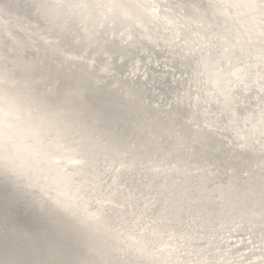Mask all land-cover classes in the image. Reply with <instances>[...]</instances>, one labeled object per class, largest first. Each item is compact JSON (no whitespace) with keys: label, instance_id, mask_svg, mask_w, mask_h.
<instances>
[{"label":"water","instance_id":"95a60500","mask_svg":"<svg viewBox=\"0 0 264 264\" xmlns=\"http://www.w3.org/2000/svg\"><path fill=\"white\" fill-rule=\"evenodd\" d=\"M131 1L0 0V264L56 214L53 264H264V0ZM32 89L40 109L73 98L76 142L49 131L62 117L38 147L10 134Z\"/></svg>","mask_w":264,"mask_h":264},{"label":"bare ground","instance_id":"6f19581e","mask_svg":"<svg viewBox=\"0 0 264 264\" xmlns=\"http://www.w3.org/2000/svg\"><path fill=\"white\" fill-rule=\"evenodd\" d=\"M136 1L141 2L140 0H136ZM143 1H146V0H143ZM151 1H153V3H156L157 0H151ZM128 2H130V4H127V2H123L122 0H120L121 7L131 8L132 1L128 0ZM191 4L193 5V3ZM109 7L111 8V10H113L112 6H109ZM165 7L167 10L176 11V10H173V8L169 6H165ZM121 20H122L121 27H123L125 23L123 19ZM84 31H85V35L90 36V31L88 29L84 28ZM95 40L97 39L95 38L94 41ZM51 49L55 50L53 46H51ZM164 60L172 64L174 63V59L171 57H165ZM120 64H123V62H121ZM120 64L117 66L113 65V68L117 70L120 69L121 68ZM151 71H152L151 74H152V79H153L154 78L153 76L156 75L158 71H155L153 69ZM170 75H171V78H174L177 74L170 73ZM181 76L182 75H180V77ZM83 82H86V80L84 79L80 83L83 85ZM10 83H11L10 84L11 87H13V83L11 81ZM34 94L40 96L39 92H37L36 89H32V94L27 99V101H30L33 106L31 110L32 114L27 118L28 121L25 122L24 125H20L19 122L15 119H13L12 121H8L6 123V128L8 129L10 134H13L18 131L29 133L32 138L31 140L33 141V144H35L37 147L40 146V138L43 140L45 137L41 135L45 132L49 133V131H51V133L54 136L65 134L67 143L76 142L75 138H73L71 135H67L72 132L69 129V126L71 123V114L73 112V103H72L73 98L71 96H67L66 94H62L56 102L49 103L48 105H43L42 108L40 109L39 103L36 101V98L33 96ZM87 104H88L87 107H89L90 101H87ZM109 106L110 105L108 104V107H107L108 115L110 113ZM18 114L21 116V114L23 113H18ZM36 117L39 119L38 122L35 121ZM55 117H62V122H60L53 130H49L48 128L49 124L50 122L54 121ZM87 120L89 123L96 125V126L101 123L100 122L98 124L97 119H95V117H93L91 113H88ZM103 127L104 126H101V128ZM46 129H48L49 131H45ZM32 130H35V131L32 132ZM111 135L108 132H104V135H99L98 139H96L97 138L96 137L91 142L103 143V144H106V142H109V144L112 145L114 143V136L113 135L111 136ZM66 142L64 144L61 142V140H57V142L55 143V147L61 148L60 151L62 152L61 154L62 157H64L66 161H69L70 163L74 165L77 163V161H73V159L68 160V158H70L69 154H70L71 146H69ZM104 146H107V145H104ZM35 152H33L32 154L35 157H37L39 160H41L40 163L45 165L41 154H39L37 150H35ZM46 155L47 154L45 153V156ZM61 155L59 156L61 157ZM45 156H44V159H45ZM32 160H33V156H32ZM56 190L57 191L55 193V196H53L48 202L49 207H50L49 211L50 212L56 211L62 214L64 210H67V205L65 206L59 198L60 194H62L61 191L58 188H56ZM38 191H39L38 194H40V189ZM33 199L40 200L39 198H33ZM31 203L33 204L36 202L34 201ZM40 207H42V205L38 204L37 205L38 212L42 213V210ZM79 211L84 216V218H87L90 220L94 218L93 211L87 212L85 211L83 207H80ZM59 216L60 214H56L52 218H47L46 222H42V223L38 216L34 217L33 219L28 220V222H25V225L16 234L19 242L17 243V240L11 239V246L14 247V253L20 254L19 258L21 261L18 262L17 264H53V262H55V260L59 258L60 250L66 249L64 246H62L61 241L60 242L58 241L60 237L59 231L61 230L63 226L62 222L59 219ZM130 243H131V239H130ZM127 248H131L132 253L135 254V256L140 255V251L137 247L130 245ZM67 250H69V248H67Z\"/></svg>","mask_w":264,"mask_h":264}]
</instances>
